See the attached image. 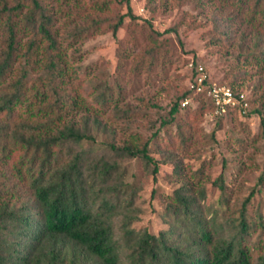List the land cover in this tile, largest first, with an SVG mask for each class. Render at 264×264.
<instances>
[{
    "label": "rangeland",
    "instance_id": "374dc122",
    "mask_svg": "<svg viewBox=\"0 0 264 264\" xmlns=\"http://www.w3.org/2000/svg\"><path fill=\"white\" fill-rule=\"evenodd\" d=\"M128 1L135 18L125 16L115 33L113 25L128 12L126 0L42 3L56 19L73 77L70 93L83 100L76 119L88 117L92 144L117 160L129 184L132 227L157 235L177 231L166 196L186 185L207 219L214 216L227 230L228 218L239 215L253 192L246 206L248 221L255 224L248 241L264 244V184L258 183L264 169V64L250 54L261 50L253 48L258 32L238 19L227 22L236 9L225 0ZM95 20L100 22L88 35L71 37L75 27L95 25ZM199 66L210 84L242 94V103L218 112L207 89L192 91ZM105 87L112 90L111 103L98 108L96 95ZM146 141L158 164L156 178L141 157L114 158L107 150L109 144L141 147ZM221 181L223 193L215 184ZM221 197L228 204L224 216L215 212Z\"/></svg>",
    "mask_w": 264,
    "mask_h": 264
},
{
    "label": "trees",
    "instance_id": "16d2710c",
    "mask_svg": "<svg viewBox=\"0 0 264 264\" xmlns=\"http://www.w3.org/2000/svg\"><path fill=\"white\" fill-rule=\"evenodd\" d=\"M225 2L236 9L227 22L238 19L258 32L253 48L261 50L250 54L263 66L264 0ZM126 4L114 33L125 16L135 18ZM55 21L42 0H0V264H264V244L247 236L255 226L246 210L253 192L228 218L227 230L214 216L207 219L186 185L166 196L177 231L132 227V195L117 160L94 147L88 117L76 119L83 100L70 93L73 77ZM95 22L75 27L71 37H85ZM112 95L105 87L97 107L110 105ZM107 150L114 158L141 157L156 178L148 141ZM215 184L223 193V181ZM217 205L224 216L227 200Z\"/></svg>",
    "mask_w": 264,
    "mask_h": 264
},
{
    "label": "built area",
    "instance_id": "2783aa9c",
    "mask_svg": "<svg viewBox=\"0 0 264 264\" xmlns=\"http://www.w3.org/2000/svg\"><path fill=\"white\" fill-rule=\"evenodd\" d=\"M190 89L196 92H203L207 89V95L218 112H224L228 107H234L239 103L241 104L243 100V95L235 93L230 87L210 84L201 66L196 68L193 82L190 84ZM243 105L246 107L247 103L244 102Z\"/></svg>",
    "mask_w": 264,
    "mask_h": 264
}]
</instances>
